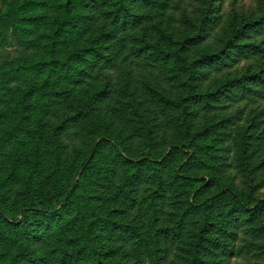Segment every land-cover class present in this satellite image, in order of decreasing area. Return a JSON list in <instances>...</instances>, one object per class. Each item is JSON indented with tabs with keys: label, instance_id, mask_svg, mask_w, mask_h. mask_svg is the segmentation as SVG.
Segmentation results:
<instances>
[{
	"label": "trees",
	"instance_id": "16d2710c",
	"mask_svg": "<svg viewBox=\"0 0 264 264\" xmlns=\"http://www.w3.org/2000/svg\"><path fill=\"white\" fill-rule=\"evenodd\" d=\"M221 6L3 5L25 57L0 71V264H231L264 236L235 179L264 173V0Z\"/></svg>",
	"mask_w": 264,
	"mask_h": 264
},
{
	"label": "rangeland",
	"instance_id": "374dc122",
	"mask_svg": "<svg viewBox=\"0 0 264 264\" xmlns=\"http://www.w3.org/2000/svg\"><path fill=\"white\" fill-rule=\"evenodd\" d=\"M10 0H0V71L13 65L16 62L22 61L25 57L24 50L19 46L17 33L14 28L12 18H3L1 15L5 13L3 5ZM260 0H182V8L180 14L188 16L192 19L198 17L199 11L205 7L206 3L212 6H221L220 12L226 17L230 16L233 11L237 13H246L254 10ZM219 2V4H218ZM252 63L250 64V62ZM249 64L246 62V57L235 63L232 73H245L247 67L255 66L253 60ZM237 100H231L225 111L230 115H236V122L233 131H237L236 127H243L245 122L252 120L253 115L246 107L247 101L239 96H234ZM261 103V102H259ZM263 104V103H262ZM250 117L249 120H247ZM236 183L241 189L249 190L252 188L255 191L253 198L261 199L264 197V173L256 174L255 176L249 173H239L235 176ZM237 255L231 260V264H264V236L257 238L254 233L246 230L244 227L240 230L238 241L236 244Z\"/></svg>",
	"mask_w": 264,
	"mask_h": 264
}]
</instances>
